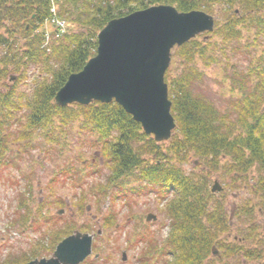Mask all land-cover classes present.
<instances>
[{"label": "trees", "instance_id": "obj_1", "mask_svg": "<svg viewBox=\"0 0 264 264\" xmlns=\"http://www.w3.org/2000/svg\"><path fill=\"white\" fill-rule=\"evenodd\" d=\"M158 5L213 16L214 30L205 34L224 45L240 41L243 30L254 34L255 39L264 38V0H0V162L12 150L8 142L24 143L13 145L24 148L23 152L34 148L32 143L39 138L52 147L57 143V128L64 135L65 128L75 123L79 135L109 170L97 192L91 188L87 193L83 190V176L99 171L83 173V169H74L70 164L59 171L73 189L81 191L76 207L83 209L89 195L96 198L108 193L112 202L118 195L126 197L122 183L135 175L140 183L137 191H154L159 201L165 202L161 211L169 228L163 254L170 256L164 264H206L220 249L224 250L222 255L237 259V264L240 256L246 261L261 259L256 249L262 247L245 248L236 241L264 243L261 226L255 222V215L264 214L263 52L252 56L245 75L235 81L241 92L230 103L231 110L219 112L212 103L195 95L192 88L201 75L194 65L196 59L213 60L212 40L199 42L196 37L173 48L164 80L176 128L163 143L145 135L114 101L65 107L54 102L67 78L81 71L95 55L96 36L110 20ZM53 6L55 14L51 12ZM55 17L65 22V29L58 35L54 30L47 39L43 24ZM179 62L183 72L174 74ZM31 68L37 69V74L30 90L17 92V85L27 79ZM13 74L16 80L9 85L6 81ZM13 127L14 132H10ZM191 160L192 169L187 172L185 166ZM213 174L221 181L226 179L229 190L240 187V183L249 186L257 199L255 204L246 201L233 209L231 218L227 216L224 189L211 192L209 181ZM28 176L24 175L23 180L30 194ZM25 200L19 197V211L27 208ZM52 204L61 207L65 201L58 198ZM22 215V223L30 222L28 210ZM110 218L113 216L105 217V221ZM232 218L241 224L240 238L234 236L227 243L221 236L230 237ZM58 230L50 237L52 247L75 229L65 223Z\"/></svg>", "mask_w": 264, "mask_h": 264}, {"label": "rangeland", "instance_id": "obj_2", "mask_svg": "<svg viewBox=\"0 0 264 264\" xmlns=\"http://www.w3.org/2000/svg\"><path fill=\"white\" fill-rule=\"evenodd\" d=\"M47 28L52 30L53 26L48 24ZM203 38L197 36L196 39L199 42L212 40L214 43L210 52L213 60L196 59L194 65L201 75L193 83V93L212 103L219 112H227L231 110L230 103L234 102L235 97L238 96L237 93L241 92L235 81L245 75L254 54L264 53V38L255 39L254 34L248 33L247 30H243L240 41L226 45L221 41H214L208 35ZM183 69V64L179 62L172 72L181 74ZM36 72L37 69H29L27 79L17 85L16 91H29ZM10 77L12 80L6 81L9 85L16 80V75L13 74ZM76 127L75 123L70 124L68 128H65L64 135L60 134L57 128L56 133L59 139L57 138V143L52 147L49 142L39 138L32 143L34 148L23 152L24 148L18 149L16 146H22L24 143H14L13 145L16 146H13L11 145L12 141L8 142V147H11L12 150L8 152V157L0 162V264H24L28 260L27 255L33 249L38 246L42 248L45 243H48L45 241V236L52 235L54 231H60L58 229L65 223H71L75 230L87 227L88 234L92 235L98 230L102 231L100 236L94 237L92 240V258L96 254L95 256L100 260L110 258L119 264L121 251L129 249L128 257L131 259L137 257L135 261L142 258L143 255H150L152 264H156V262L164 264L165 261H169L167 254H161L163 240L169 228L166 217L161 211L165 202L159 201L154 191L148 192L146 188L137 191L140 183L135 175L128 176L122 183L125 191L127 190L126 197L122 198L118 195L112 202V195L109 196L108 193L103 197L96 195V198L88 194L83 209L74 205L75 200L81 196V191L78 188L73 189L70 181L59 176L61 169L70 164L69 166L74 169H83V173L99 171L83 176L85 178L83 179L85 193L91 188L97 192L98 185L104 184L106 175L109 174L106 165L97 159L95 149L85 143V139L79 135ZM14 130L13 127L10 132H14ZM14 135L16 136V134ZM16 150H19V154ZM191 169L192 160L185 166L187 172ZM24 175H29L30 194L26 191L28 185L23 180ZM219 178L217 174H213L209 185L212 186L214 182L218 181L223 187L227 216H230L233 209L244 205L246 201L255 204L257 199L250 193L249 186L246 187L244 183H240V187L229 190L225 185L226 179L221 181ZM52 179H55V182H52ZM21 195L26 199L27 208L18 211L17 199ZM58 198L61 201H66L68 205L61 207L53 205L52 203ZM59 209H63L61 216L56 215ZM27 210L31 214L29 221L34 222V227H39L38 232H32L31 224L15 225L14 219L21 220L18 214H25ZM40 213L42 217L39 215ZM148 214L155 215L156 221L146 222L145 217ZM109 215H112L113 218L105 221V217ZM49 218L52 222L53 218H58L54 222V228L52 222L51 224L45 223V220ZM255 222L261 226L259 230L264 235V214L255 215ZM239 227L241 224L232 218L230 237L223 234L222 241L230 243L234 236L240 238ZM142 235L143 238H141ZM100 237H104V240L100 241L101 239H98ZM141 240L143 242H140ZM49 243L51 244V242ZM236 243L245 248L262 247V249H256L259 251L261 259L246 261L242 260L240 256V264H264V243L259 245L252 241L243 243L236 241ZM218 251L220 257L212 256L206 261V264H237V259L222 255L223 249Z\"/></svg>", "mask_w": 264, "mask_h": 264}, {"label": "water", "instance_id": "obj_3", "mask_svg": "<svg viewBox=\"0 0 264 264\" xmlns=\"http://www.w3.org/2000/svg\"><path fill=\"white\" fill-rule=\"evenodd\" d=\"M213 27L214 18L205 12H179L170 5L112 19L96 36V54L67 78L54 102L65 107L114 101L145 135H152L155 142L167 141L176 126L164 81L171 50ZM211 191H221L218 182ZM151 220L155 216L147 215L146 221ZM91 243L92 236L75 232L58 243L50 259L27 264H78L90 255Z\"/></svg>", "mask_w": 264, "mask_h": 264}, {"label": "flooded vegetation", "instance_id": "obj_4", "mask_svg": "<svg viewBox=\"0 0 264 264\" xmlns=\"http://www.w3.org/2000/svg\"><path fill=\"white\" fill-rule=\"evenodd\" d=\"M67 205L68 204L66 202V206ZM130 219H132V218H130ZM14 220L16 221V224H17V220L16 219H14ZM155 221L156 220H153L152 222H155ZM47 223H50L49 219H48ZM42 234L44 235V232H42ZM96 234H97V236H100L102 234V231L98 230L97 233L93 234L94 237L97 238ZM47 236H49V237L47 238ZM45 237H46L45 241H48V243H45L42 248H41V246L40 247L38 246L37 248L33 249V251H31V253L27 255L28 260H26V262L24 264H26L32 260H35V259H37V260H40L41 258L49 259L52 256V252L54 249L52 250V245L49 243L51 235L49 234V235H46ZM103 238L104 237H100L98 239H101L100 241H102V240H104ZM128 252H129V249L126 251H121L119 264H152L150 262L151 258H152L150 255L149 256L143 255L142 258L140 257L137 261H135L137 257L136 258L134 257L131 259L130 257H128L129 256ZM95 255L96 254L93 255V258H92V255H90L88 258H86L85 260L81 261L78 264H116L115 261L111 260L110 258H105V259L100 260ZM167 255H169V254H167ZM156 264H162V263L156 262Z\"/></svg>", "mask_w": 264, "mask_h": 264}]
</instances>
